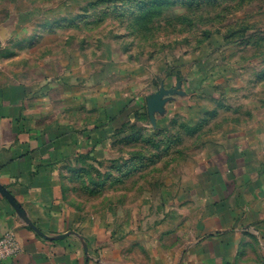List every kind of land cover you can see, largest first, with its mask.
<instances>
[{
  "label": "rangeland",
  "instance_id": "rangeland-1",
  "mask_svg": "<svg viewBox=\"0 0 264 264\" xmlns=\"http://www.w3.org/2000/svg\"><path fill=\"white\" fill-rule=\"evenodd\" d=\"M0 65L53 118L97 130L93 148L60 171L63 204L88 227L158 230L194 194L212 135L229 112L239 117L240 89L264 90V0H0ZM146 75L174 93L183 85L184 106L157 121L147 108H91L132 76L147 90ZM216 83L238 91L210 113ZM251 245L239 264H264V247Z\"/></svg>",
  "mask_w": 264,
  "mask_h": 264
},
{
  "label": "crops",
  "instance_id": "crops-1",
  "mask_svg": "<svg viewBox=\"0 0 264 264\" xmlns=\"http://www.w3.org/2000/svg\"><path fill=\"white\" fill-rule=\"evenodd\" d=\"M129 79L120 93L91 108L110 114L149 110L164 86L146 75L148 88L141 91L136 76ZM215 86L222 91L211 99L210 113H221L225 97L238 89ZM247 92L240 89L239 117L228 111L227 126L200 153L194 194L182 196L184 209L174 220L152 231L88 227L61 201L60 171L74 154L93 148L96 128L87 120L53 118L35 89L0 65V237L14 231L22 247L17 257L0 264H239L246 246L264 247V90L255 97ZM189 94L177 87L152 116L169 117ZM88 108L83 102L79 110ZM96 120L105 122L106 115ZM179 234L183 239H170Z\"/></svg>",
  "mask_w": 264,
  "mask_h": 264
},
{
  "label": "built area",
  "instance_id": "built-area-1",
  "mask_svg": "<svg viewBox=\"0 0 264 264\" xmlns=\"http://www.w3.org/2000/svg\"><path fill=\"white\" fill-rule=\"evenodd\" d=\"M21 251V244L14 231H9L0 237V262L17 257Z\"/></svg>",
  "mask_w": 264,
  "mask_h": 264
},
{
  "label": "water",
  "instance_id": "water-1",
  "mask_svg": "<svg viewBox=\"0 0 264 264\" xmlns=\"http://www.w3.org/2000/svg\"><path fill=\"white\" fill-rule=\"evenodd\" d=\"M172 92V90H166L164 88L161 89V91L159 92V94L157 95L156 99L152 102L149 110H150V113L151 115H153L154 111L157 110L160 102H161V99L164 95H166L167 93H170ZM152 118L154 119V116H152Z\"/></svg>",
  "mask_w": 264,
  "mask_h": 264
}]
</instances>
